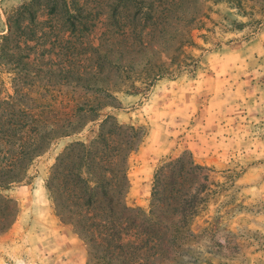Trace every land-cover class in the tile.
Instances as JSON below:
<instances>
[{
	"label": "rangeland",
	"instance_id": "1",
	"mask_svg": "<svg viewBox=\"0 0 264 264\" xmlns=\"http://www.w3.org/2000/svg\"><path fill=\"white\" fill-rule=\"evenodd\" d=\"M0 264H264V0H0Z\"/></svg>",
	"mask_w": 264,
	"mask_h": 264
},
{
	"label": "trees",
	"instance_id": "2",
	"mask_svg": "<svg viewBox=\"0 0 264 264\" xmlns=\"http://www.w3.org/2000/svg\"><path fill=\"white\" fill-rule=\"evenodd\" d=\"M107 118H109V117H107ZM103 122H105V119ZM123 179H126L125 175H124ZM155 186H157V183ZM154 191H156V189H154ZM154 196H156V193H154ZM176 206H179V208H177ZM195 208H196V204H194V203H189V204L185 203L184 205H179V204L171 205L170 210L172 211V214L175 216L177 215L178 218H180L177 221V223L179 224V228H183L185 226V224L187 222V217L189 215H192L193 213H195V211H194ZM126 210H128V208L125 206L124 211L126 212ZM153 211H155V209ZM150 219H151V217L150 218L141 217L139 219L132 218V221H133V223H135V221L138 220V223L134 226L137 229H139V231L143 232L145 234V236H148L151 234L149 231V230H151L150 229L151 224L149 222Z\"/></svg>",
	"mask_w": 264,
	"mask_h": 264
}]
</instances>
